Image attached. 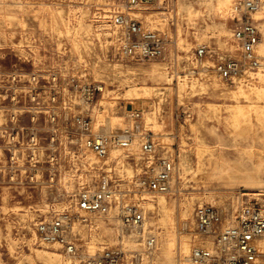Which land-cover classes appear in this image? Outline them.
<instances>
[{
  "label": "rangeland",
  "instance_id": "1",
  "mask_svg": "<svg viewBox=\"0 0 264 264\" xmlns=\"http://www.w3.org/2000/svg\"><path fill=\"white\" fill-rule=\"evenodd\" d=\"M235 1L156 0L144 7L138 16L173 42L164 58L139 62L122 57L98 28L112 18L109 0H0V264H80L40 241L36 230L58 210H73L77 178H87L82 164L96 160L90 152L77 157L66 139V123L72 135L79 114L111 134L140 110L176 163L170 191L145 200V239L156 235L154 248L105 216H90L81 228L82 247L108 244L121 264H191L193 248L212 246L197 231L198 205L229 212L258 201L264 209V75L255 85L231 87L215 76L210 59L204 68L194 55L202 43L235 50ZM96 84L105 94L94 108L82 90ZM142 142L132 148L137 160ZM258 247L264 264V236Z\"/></svg>",
  "mask_w": 264,
  "mask_h": 264
},
{
  "label": "built area",
  "instance_id": "2",
  "mask_svg": "<svg viewBox=\"0 0 264 264\" xmlns=\"http://www.w3.org/2000/svg\"><path fill=\"white\" fill-rule=\"evenodd\" d=\"M154 1L109 0L108 11L112 18L100 23L98 28L105 30L106 43L114 45L122 57L141 62L168 54L173 37L164 30L151 28L138 16ZM263 7V0H236L231 6L230 18L236 22L232 31L235 50L225 51L221 45L213 48L206 43L196 47V59L204 68L211 67L204 61L210 59L215 76L226 85L252 86L264 75L259 25ZM82 91L87 96L86 103L94 108L99 105L98 96L102 98L105 94L102 84L87 86ZM142 118L140 110L130 112L125 127L111 134L97 127L93 117L82 114L72 118V135L67 133L70 129L66 123L65 136L77 146V157L81 152L86 156L90 152L96 160L82 164L87 178L81 179L83 173L77 178V190L72 192L73 210H58L53 218L38 223L40 241L59 246L65 256L80 264H121L120 252L108 244L98 246L90 241L81 246V228L91 224L90 216L116 218L123 229L145 239L148 216L145 200L170 191L176 163L161 149ZM137 138L143 139L139 147L140 160L132 151ZM33 139L37 141L38 135ZM71 151L67 153L75 155V151ZM130 161L134 166L128 167ZM75 169L83 170L80 164ZM72 174L75 176L76 172ZM195 216L197 231L211 239L212 246L193 248L189 256L191 264H258V241L264 236V209L258 201L242 204L229 212L215 204H200ZM145 243L149 249L154 248L156 235L149 234Z\"/></svg>",
  "mask_w": 264,
  "mask_h": 264
},
{
  "label": "bare ground",
  "instance_id": "3",
  "mask_svg": "<svg viewBox=\"0 0 264 264\" xmlns=\"http://www.w3.org/2000/svg\"><path fill=\"white\" fill-rule=\"evenodd\" d=\"M53 254H56V253H53ZM51 257H54V259H57V256H55V255L54 256L52 255Z\"/></svg>",
  "mask_w": 264,
  "mask_h": 264
}]
</instances>
